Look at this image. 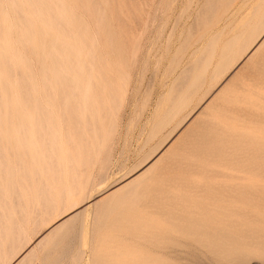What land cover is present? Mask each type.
<instances>
[{
    "label": "rangeland",
    "instance_id": "rangeland-1",
    "mask_svg": "<svg viewBox=\"0 0 264 264\" xmlns=\"http://www.w3.org/2000/svg\"><path fill=\"white\" fill-rule=\"evenodd\" d=\"M11 1L13 5V0ZM59 1L62 2V0H53L56 8H59L58 10H56L57 17H52L51 14H49L50 11L48 12L47 9H43L42 11L46 14V17L45 20L41 21L37 17L33 18V13L32 15H30L32 10L29 9L33 8V0H30V2L29 0H19L18 6L26 16L29 15L27 17L28 21L26 20L27 22H22L19 20H15L16 12L14 13V5L12 8L10 7V3L8 4L9 0H6V3H3L5 1L0 0V6H3V8H1L2 10H0V44L2 43L0 48L1 50L4 49L6 53L4 50L0 51L2 52V54H6V56L4 54L3 55L10 59L9 61L11 64L9 68L6 67V65L3 63L4 59L0 57V81L2 82V80H7L5 82H2L3 88L0 82V92H2L0 93V113L3 116L2 118L0 114V120L2 119L0 121L1 127L3 123V127H0V132L2 133V135L0 133V145L2 146V148L0 146V164L1 166H5L9 163L11 165H8L9 169L7 168V165L5 169L4 166L0 167L1 264L18 263L20 257L28 249H31V246H34L35 248H33L36 249L34 254L36 255V257L33 256L32 258L35 259H32V261L30 259L28 261V263L30 264H108L109 255L111 254V252H113V250H115L118 254L125 251L124 253H122V258L123 256L127 257L126 251H128L130 248L134 252H137L138 250L140 252H144L147 248L156 247L157 251V247L163 246V244L166 242V237H175L174 239L180 238L182 242H185L186 240H183L185 238L181 237L179 233L167 231L170 230L169 223L183 220L187 216L192 217L197 215V213L202 210L201 207L207 203H209L207 205L212 206L216 203L215 209L217 210L221 209L222 207L233 206L240 211L241 214L239 217L235 235L233 236L234 239L231 238L227 240L226 244L220 245L221 248L219 247L217 251H215L214 249H201L199 251L198 249H194L187 256L182 255L179 251H175V253L173 252L170 257L166 256V258L171 260L173 264H264V186L262 185L264 184V119H262L264 118V84L257 80L259 78V75L262 73L261 70L264 69V66L257 71V68L252 64H255V62H257L258 60H264V0H111L112 6L110 5V0H96V4L95 2H93V0H77L76 2H80L82 5L81 9L79 7L80 5L78 6V3H75L74 0H71L73 5L75 3L73 7L71 5V2L68 3L70 0H63L65 3L67 2L66 4L68 6V11H63V9L60 8ZM99 1L101 3H99ZM24 2L27 6L29 4L28 7L30 8L27 9L28 7H26V9L29 10L30 13L28 11H25ZM36 2L38 1L36 0ZM92 2L93 4H91ZM117 2H121L119 3V6ZM101 4L103 5V9L100 8ZM70 5L71 7H69ZM93 5H95V11L94 8H92ZM107 5L111 6L112 9H109L110 7H108ZM7 7L9 10H11L12 8L14 11H9ZM77 7L79 8V11L75 10L78 9ZM105 7L106 9H108L106 10ZM87 8H90L87 10V13L88 11L90 12L88 14L90 16L86 14L85 10ZM119 8H121L123 11ZM4 9H6L5 13L7 12L5 14L6 19L3 17ZM115 9L120 14L116 12ZM34 10L35 9L33 8V11ZM75 11L80 12L82 15L79 13L77 15V12ZM9 12H12L13 14H10ZM93 13L95 15H93ZM96 14H98V16ZM76 15L77 17L80 15V17H78L77 19ZM105 15H107V19L109 18L108 20L110 22L106 21L107 19H104L102 17H105ZM119 15H123L122 17L125 20L124 22L122 17H119ZM73 16H75V18ZM69 17H71L72 20H70ZM118 17L121 19L119 20ZM55 18L63 19L65 21L64 26L61 28H55ZM79 18H82L81 21L79 20ZM99 19H103V21H105L102 22V20L100 21ZM74 20L76 21V23ZM5 21L7 22V28L5 25ZM44 21L46 22V24H49L46 26ZM11 22L14 24H12ZM36 22H39V26H41L45 30L44 33V30L42 28L38 29L39 26H37ZM107 22H109L110 26H108ZM90 23H92L93 26L90 25ZM75 24H77L78 26H75ZM79 24H82V27L88 24L87 26L90 29H87L85 27V29H83L81 26H79ZM20 25L23 27H19ZM101 27L103 28L100 29ZM93 28L97 29V31ZM107 28H110V31L113 30L114 34L113 32L107 33L109 32L107 31ZM7 29H9V31H7ZM76 29L78 31H76ZM82 29L85 31H83ZM86 29L89 30V33ZM38 30L39 32H36ZM47 30H50L54 33L53 38L48 37L50 35L46 37V35L49 33L47 32ZM18 31L20 32L18 33ZM7 32H10V34ZM93 32L95 33V35ZM27 33L29 35H27ZM85 33H88V36ZM106 33L109 35H107ZM4 34L6 36H4ZM10 35L14 36V38ZM4 37H8L6 41H9V46H7L8 42H4ZM25 37L26 39H28L26 40ZM38 37L40 38V40L38 39ZM22 39L25 42H23ZM87 39L90 40L88 41ZM113 39L114 43H112ZM35 41H37V43H35ZM72 41H74V43H72ZM260 41L261 45L259 46L258 44ZM23 43L25 45V50L22 47L24 46L22 45ZM68 44L74 49V51L76 49L75 52L78 53L79 64H84L91 68V78H89V73L87 72H78L79 74L75 73V75L69 72L71 71L73 62H70L72 64L67 62V58H64V53L61 49L64 45ZM80 44L82 45V47L80 46ZM256 45L257 50L255 51V53L253 52V55H248L251 49L253 47H256ZM40 46H42V48ZM12 47L14 50L16 49V51H13ZM27 47H29V50H27ZM55 48H57V50ZM39 50L44 52L43 54L45 56L42 55V52ZM27 51H29V53ZM98 51L99 54L95 56ZM8 53L10 54L8 55ZM22 54L26 56H23ZM13 55H17V57L23 59L22 64L26 66L28 70H25L26 68L24 67V70H22L21 66L23 65L20 64L21 59L19 58V60L15 56L13 57ZM51 55L53 57H51ZM109 55H111V57ZM37 56L40 59L36 58ZM49 56L51 57V59ZM124 56H127V58H125ZM25 57L27 59H25ZM43 57H45L44 59L46 60V62L45 60H43ZM11 59H14V61L16 60V63ZM89 60L91 62H89ZM252 60H255V62ZM101 63L104 65L102 66ZM3 64L5 65V68ZM45 64L46 67H44ZM17 66L19 67L18 69L20 70V72L16 70ZM6 68H8V70ZM44 68L46 71L44 70ZM188 68H191L190 72ZM41 69H43L44 71L42 70L41 72ZM106 70H108L109 72ZM121 70L123 71V73ZM186 70H188V72ZM23 71L24 74L27 71L26 75L24 76ZM18 72L20 73L21 77L18 75ZM59 73L63 74V77H60ZM11 74L15 75L13 76ZM249 74L252 75V77ZM52 75L55 79L52 77ZM190 75L191 77L189 78ZM261 75L262 77H264L263 74ZM186 76H188V78ZM253 76H255L254 78L256 80L253 78ZM61 78H73V80L77 81L76 83H79L80 88L81 86H85L86 93L88 92L87 94L89 95V102L94 106L87 102V95L79 96L77 94L74 95L73 92L66 93L65 91H62L60 84ZM186 78L187 83L185 82ZM35 81L37 84L35 83ZM98 81L101 83L103 82L102 85ZM6 82L9 85V88H7L8 86L7 84H5ZM179 82L181 84H179ZM253 82L255 84H253ZM4 85L6 86L4 87ZM28 85L30 86L28 87ZM37 85L40 89L37 88ZM110 86H112L113 88ZM103 87L105 88V90ZM9 89L11 90V92H9ZM5 91L8 92V95L10 93V95L7 96V93H5ZM216 91L217 94L215 93L213 97L211 96V94L209 95V93ZM43 92L45 95H43ZM179 92L181 93L180 95L178 94ZM243 92H249L252 96L244 95ZM20 93L23 95H21ZM36 93H38V95H36ZM19 94L20 96L18 97ZM35 97H40L43 102V106H41L42 104L40 99L36 98L38 102H35ZM47 97L49 98V100ZM4 99L6 101H4ZM21 99L26 102L22 100V103ZM68 100L71 102V104L76 105V109H74V111L72 108L67 109ZM242 100L244 103L247 102L246 108L248 110L252 108L250 112H253L254 110L255 113L259 115V117L258 115H252L251 113H249V116L248 114L243 117L239 115V108L241 106H239L238 103H240V101ZM260 100L262 101V103L260 102ZM15 101L19 102H16L15 104ZM33 101L37 104H34ZM11 102L13 103V105L10 104ZM20 102V112L22 114L23 121H21V119H19L17 115L19 111L17 112L10 109V105H12V109H17ZM45 102H48L49 104ZM51 102L54 104V106ZM255 103H257V105ZM86 104L91 105L93 109L92 113H89V111L86 109ZM36 106L38 108H36ZM250 106L251 108L249 109ZM21 107L23 109H21ZM33 110L35 113L38 112L37 115H35ZM7 111H10L15 115H11V113H7ZM48 113L50 114V116H48ZM102 113L104 115H102ZM46 115L48 117H51V120ZM226 115H231L236 118L241 117L242 120H230L226 118ZM52 116L54 119L52 118ZM72 116L74 119H72ZM96 116L98 119H96ZM8 117L10 119L13 118V120L11 119V122H13V124L8 121ZM215 117L220 118L222 121ZM4 118L5 120H3ZM34 119L36 122L34 121ZM87 119L88 121H90V126L87 123ZM190 119L193 121L195 119V121L197 122H193L194 124H192L191 126L193 128L198 127V125H200V122L207 121V129L209 130L211 129L212 131H214V127H222L223 129L227 130V133L221 134L217 139L215 138L213 140V143H215L218 148H223L225 149V151H216L214 153H210L198 150V147H193V145L190 144L189 147L192 146L193 150L195 149L194 152L186 153L184 151L180 152L181 155H178V147L182 146L185 139L186 142H189V140L187 139L189 138V133L187 134L189 130L186 133L182 132L185 130V127L189 125L188 123L191 121ZM28 120L31 122H28ZM64 120L65 122H63ZM79 120H81L82 122L80 123ZM223 122H226L227 125H225V123ZM27 123L31 124L29 125ZM16 124L19 126H17ZM45 124L47 126V135L46 138L40 139L37 136V130L39 126H45ZM239 124H243V126L246 125V128H244L245 126H242L243 128H238ZM28 125L30 127H27ZM91 126L93 129L91 128ZM97 126L99 128H103L99 129ZM234 128L238 130V133L244 134L245 137L243 138L232 136V134L235 132H233ZM11 129H14V131L12 132ZM17 129L19 130V132ZM79 130L86 134L78 132ZM8 131L10 136L8 134ZM48 131L51 132V137L48 134ZM14 132L15 134H13ZM75 132L77 133L75 134ZM26 133H28L29 135ZM82 134L87 139L83 137ZM184 134L185 138L183 139ZM25 135H28L29 138L28 136L26 138ZM31 135L33 137H30ZM99 136L101 137L99 138ZM180 136H182V139L180 138ZM9 137L10 139H13L10 140V142ZM178 138L183 141H179ZM197 138L203 139L204 135L197 136ZM14 140L17 141V144H15L16 142ZM26 142L29 147L27 146ZM88 143L90 145H88ZM195 143H197L196 139ZM10 144L11 146H13V148L10 147ZM14 144L17 145L18 148H14ZM45 145L47 146L45 147ZM69 145L73 147L71 148ZM23 146H25L26 148H24ZM53 147H55L58 153ZM58 147L61 151L60 153L57 149ZM18 149L20 152H17L18 154H16V151H18ZM22 149L23 151H21ZM25 149H27V151L29 152L27 153ZM70 149H72L73 151L71 150V152ZM33 151H35V153ZM85 151L86 155L84 156ZM55 153L57 155H55ZM155 153H157L156 155L158 156H153ZM159 153H161L162 156ZM174 153L176 157L178 155L179 163L177 162L172 167H168L169 169L166 167V169L163 170L162 168L163 166L165 167L167 165L169 157L175 156ZM10 154L12 156L13 154L15 155L14 157H12ZM24 154L29 155L26 157ZM45 154L48 155L47 158L45 157ZM69 154H71L70 156H72L71 158L75 161V163L74 161L72 162ZM187 154L190 156L188 157ZM202 154L204 155L202 156ZM19 155L21 156L19 157ZM42 155H44V158ZM73 155H76L78 157L74 158ZM167 155L169 156L167 157ZM9 156H11L12 158ZM17 156L19 157V159H17ZM40 156L43 162L41 161ZM164 156H166L167 159L164 158ZM32 157H34L35 160ZM85 157L87 159H85ZM150 157L154 158H151L150 161ZM59 158L61 160H59ZM21 159H23V161ZM154 159H156V161ZM160 159L163 161H160ZM36 160H38L39 162ZM44 160L46 162H44ZM157 161L158 163L160 162V164H158ZM23 162H27L26 166H28V171L31 175L28 176V178H26V176L24 175L23 177L25 178H23L22 176L20 177V175L26 174L23 171V166L21 167V163ZM32 162L33 166L44 165L49 168L48 170L46 169L48 173L45 170V172L43 171L42 177H44L41 179V182L35 181L39 179H36L37 176L33 172V166H30ZM50 163V166H52V168L49 166ZM73 163L75 164V166ZM189 163L192 164L190 165ZM63 164L66 168L63 167ZM152 164L153 166H156L153 167ZM70 165H72V167H70ZM159 165H163L162 168H158L157 166ZM217 166L220 168H218ZM243 166L247 168V172L242 171ZM13 167L14 170L12 169ZM174 167L175 169H173ZM62 168L64 172L62 171ZM176 168L178 169V171H176ZM58 169H60L61 173L57 171ZM149 169L150 171H148ZM158 169L160 172L156 173L158 172ZM194 169L196 170L194 171ZM9 170H13L11 173L16 171L15 174H18L16 175L17 179L15 178L16 176L12 177L13 175H9ZM215 170H217L218 173ZM19 173L21 174L19 175ZM57 174L59 175V177ZM230 174L243 176L245 177L246 181H250L253 183L249 185L245 182L240 183L237 180H229L228 176ZM8 175L11 178L8 177ZM34 176L36 178H34ZM47 176H49V179L47 178ZM55 176L57 177V182H55ZM149 176H151L152 178H150ZM184 177L187 178L184 179ZM7 178L11 179V182H14V185L11 184V182H6L8 181ZM13 179L14 181H12ZM20 179H22V181L26 185H24ZM43 179L46 183L43 184H45V186L47 187L49 186L48 188L50 191H47L48 188H45L40 192V188L42 187H40V185ZM15 180L17 184H15ZM17 180L20 182H18ZM50 180L53 181V183ZM32 181L34 184L31 183ZM138 181L139 183L143 181L144 182L139 184ZM219 181L220 184L218 183ZM133 182L135 185L139 184L137 185L138 187H135ZM180 182H182V184ZM227 182L228 184H233L235 186L233 187L234 189L231 190L233 201L226 200V196L230 191L225 190L222 193L218 192V189H223ZM50 183H52L53 185ZM62 183L64 184L63 187L65 188L62 187ZM183 183L185 184L183 185ZM37 184H40L39 187ZM10 185H12V187H10ZM15 185L16 187H13ZM58 185L60 186V188ZM239 185L240 187L238 188ZM17 186L19 187V189L17 188ZM55 186L57 187L55 188ZM25 187L28 188V192L26 190L27 188ZM30 187H32V189ZM109 187H112V190L114 191L112 195H99ZM132 187L134 189V192L133 189H130ZM160 187L161 189L163 188L162 191L160 190ZM248 187L252 188V190L247 192ZM126 188L130 189L133 192L134 196ZM14 189H18L19 192L17 190V193H15ZM58 189L60 190V192ZM63 189L65 190V192L62 191ZM156 189L157 191H155ZM125 191H129L130 194H127ZM139 191H141L142 193ZM47 192L50 193L49 197L53 195L50 199L46 198ZM54 192L56 193V196L54 195ZM116 192L117 195H115ZM123 192H125V195H128L130 199H134L135 197L137 201L133 202L132 199L130 201L129 197H126L124 195L126 197L125 198L123 196ZM39 193L41 194V196ZM176 193H179L180 195H177ZM119 194H122L121 196L124 197V202L121 201L118 203V201H116L120 198ZM181 194H183V196ZM14 197L15 199L17 198L16 200L18 201L17 207L15 204L17 201L15 202ZM115 197L118 199H115ZM137 197L141 198L142 200ZM184 197L188 199H185ZM190 197H192L191 200H189ZM92 198L95 199L90 203V200ZM20 199L23 200H21L22 203ZM45 199H48L49 201L47 200V202ZM149 199L151 200V202H149ZM249 200L250 202H248ZM113 201H115V203ZM41 202H46V205L44 204L43 206ZM47 203H49V207H47ZM20 205L23 208H21ZM19 208L23 211L21 210V212ZM157 208H161V210ZM16 209L20 212H16ZM20 214L21 218L23 217L25 225H19L20 223H23L22 219L19 220ZM38 214H40L39 216H37L39 219L36 217V215ZM179 215H183L185 217L183 218L182 216H180V218L177 219ZM13 216L16 217V219L18 220L17 222L19 223L16 222L15 218H12ZM165 219L167 220L166 222ZM18 225L21 226V228H19V230H17L16 232L14 229ZM53 228L55 232H53ZM21 229L24 230L23 233ZM50 234L52 235L50 236ZM4 235H6V237ZM42 236L47 237L45 240L46 242L44 241L45 244L42 242L44 244V246L43 244H41L43 247L41 245L38 247L39 239H41ZM128 236H132L134 240H127ZM24 237L27 238V240H25ZM10 243L13 246L10 245ZM121 243H123L124 247ZM160 243H162V245H160ZM15 244L18 245L16 246ZM125 244L132 245H130V248L127 245V248ZM142 244H145L147 246H143ZM115 245H117V248L115 247ZM195 245L197 247V244ZM7 248L10 251H8Z\"/></svg>",
    "mask_w": 264,
    "mask_h": 264
},
{
    "label": "bare ground",
    "instance_id": "bare-ground-1",
    "mask_svg": "<svg viewBox=\"0 0 264 264\" xmlns=\"http://www.w3.org/2000/svg\"><path fill=\"white\" fill-rule=\"evenodd\" d=\"M3 1H5V2H3V3H6V0H3ZM26 1V0H25ZM28 1V0H27ZM38 2H36V0L34 1L33 0V2L32 3H34V4H32L33 5V8L35 9L34 11H33V8L32 9H29L30 7H28L29 6V4H28V6L27 5H25V2H24V5H25V11H28L29 13H30V11L29 10H32L31 11V14L30 15H32V13H33V18H39L41 21L42 20H45V17H46V14L45 13H43V9L44 10H46L47 9V11L49 12L50 11V13L49 14H51V16L53 17H57L56 16V10H58L57 8H56V5L53 3V0H37ZM75 1V3H78V2H76L77 0H74ZM82 1V0H81ZM88 1V0H87ZM108 1V0H107ZM116 1V0H115ZM118 1V0H117ZM12 1L11 0H9V2H8V4L10 3V7H12L13 8V5H14V10L11 8V10H13L14 11V13L16 12V17H15V20H19V21H22V22H27L28 20H27V17L29 16L28 14V16H26L23 12H22V10H21V8L18 6L19 5V0H13V5H12V3H11ZM29 2H30V0H29ZM60 2V1H59ZM71 2V0L68 2V3H70ZM93 2H95V4H96V0L94 1L93 0ZM93 2L91 3V4H93ZM20 3H21V1H20ZM22 3H23V1H22ZM28 3V2H27ZM26 3V4H27ZM67 3V2H66ZM63 0H62V2H60L59 4H60V8L61 9H63V11L65 10V11H68V6H67V4H66ZM72 3V2H71ZM75 3H74V5H75ZM99 3H101L100 1H99ZM98 3V4H99ZM118 3V2H117ZM119 3H121V2H119ZM119 3H118V6H119ZM128 3V2H127ZM7 4V5H8ZM86 4V3H85ZM89 4V3H88ZM104 4V3H103ZM136 4V3H135ZM4 5V4H3ZM6 5V4H5ZM72 5V7L74 6L73 5V3L71 4ZM71 5L69 6V7H71ZM80 5V6H79ZM100 5V4H99ZM109 5V4H108ZM107 5V6H108ZM110 5L112 6V4H111V0H110ZM129 5V4H128ZM2 6V5H1ZM0 6V10H2L1 8H3V6L1 7ZM41 6V7H40ZM78 6L80 7V9H81V7H82V5H81V3L79 2L78 3ZM95 5H93L92 6V8H94V11H95V7H94ZM103 5L101 4V9H103V7H102ZM111 6H108V7H110L109 9H112V7ZM117 6V5H116ZM123 6V5H122ZM9 7V6H8ZM8 7H7V9H8ZM26 7H28L27 9H29V10H27L26 9ZM32 7V6H31ZM84 7V6H83ZM91 7V6H90ZM98 7V6H97ZM6 8V7H5ZM78 8V7H77ZM85 8V7H84ZM88 9H90V8H87L85 11H86V14L88 15L90 12L88 11V13H87V10ZM105 9H106V7H105ZM108 9V8H107ZM106 9V10H107ZM116 9H117V7H116ZM116 9H115V11H116ZM120 10H122L121 8H119ZM9 10V9H8ZM7 10V11H8ZM11 10H9V11H11ZM75 10H77V11H79V8L78 9H75ZM84 10V9H83ZM97 10V9H96ZM4 11V18H5V14L7 13H5V11H6V9H4L3 10ZM3 11H1V12H3ZM72 11V10H71ZM77 11H75V12H77ZM84 11V12H85ZM92 11V10H91ZM100 11V10H99ZM123 11V10H122ZM59 12V11H58ZM62 12V11H61ZM73 12V11H72ZM82 12V11H81ZM116 12H118V11H116ZM10 14L12 13V12H9ZM63 13V12H62ZM74 13V12H73ZM78 13L79 14H81L80 12H77L76 14L78 15ZM97 13V12H96ZM103 13V12H102ZM119 13V12H118ZM13 14V13H12ZM59 14V13H58ZM64 14V13H63ZM68 14H69V12H68ZM67 14V15H68ZM85 14V15H86ZM107 14V13H106ZM120 14V13H119ZM212 14V13H211ZM0 15H1V13H0ZM77 15H76V17H77ZM82 15V14H81ZM84 15V16H85ZM93 15H95L94 13H93ZM97 16H98V14H96ZM100 15V14H99ZM116 15H117V13H116ZM11 16V15H10ZM14 16H15V14H14ZM35 16V17H34ZM72 16V15H71ZM88 16H90V15H88ZM123 16V15H122ZM122 16H120L119 15V17H122ZM139 16V15H138ZM1 17V16H0ZM7 17V16H6ZM74 18H75V16H73ZM78 17H80V15L78 16ZM78 17H77V19H78ZM83 17V16H82ZM99 17H101V16H99ZM104 19H107V15H105V17L104 16H102ZM109 17V16H108ZM118 17V19L120 20L121 18H119ZM136 17V16H135ZM140 17V16H139ZM13 18V17H12ZM63 18V17H62ZM84 18V17H83ZM141 18V17H140ZM6 19V18H5ZM30 19V18H29ZM56 19V18H55ZM67 19V18H66ZM65 19V20H66ZM69 19L70 20H72L71 19V17H69ZM77 19H75V20H77ZM81 19L82 18H79V20L81 21ZM85 19V18H84ZM92 19V18H91ZM98 19V18H97ZM109 19V18H108ZM106 20V21H109V20ZM122 19H123V17H122ZM14 20V21H15ZM27 20V21H26ZM74 20V21H75ZM88 20V19H87ZM100 20V19H99ZM102 20V22H104L103 21V19H101ZM100 20V21H101ZM1 21V20H0ZM80 21H78V22H80ZM122 21V20H121ZM125 20L123 19V22H124ZM140 21V20H139ZM138 21V22H139ZM10 22V21H9ZM8 22V23H9ZM45 22V21H44ZM54 22V21H53ZM65 21L63 20V19H61V18H59V19H56V23H55V25H54V27L55 28H61V27H63L64 26V23ZM71 22H73V21H71ZM78 22H77V24H78ZM87 22V21H86ZM86 22H83V23H86ZM89 22V21H88ZM94 22V21H93ZM110 22V21H109ZM109 22H107V24H108V26H110L109 25ZM117 22H118V20H117ZM6 21H5V25H6ZM12 23V22H11ZM16 23H17V21H16ZM37 23V22H36ZM75 23H76V21H75ZM82 23V22H81ZM126 23V22H125ZM124 23V24H125ZM12 24H14V23H12ZM24 24V23H23ZM45 24H46V22H45ZM49 24V23H48ZM48 24H46V26L48 25ZM73 24V23H72ZM77 24H75V26L77 25ZM89 24V23H88ZM87 24V25H88ZM107 24H105V25H107ZM117 24V23H116ZM127 24V23H126ZM86 25V24H85ZM84 26L85 28H87V29H90L88 26ZM90 25H92L93 26V24L92 23H90ZM129 25V24H128ZM9 26V25H8ZM13 26V25H12ZM35 26V25H34ZM37 26H39V22L37 23ZM45 26V27H46ZM71 26H73V25H71ZM78 26V25H77ZM79 26H83L82 24H79ZM92 26H90V27H92ZM103 26V25H102ZM123 26V25H122ZM5 27V26H4ZM14 27V26H13ZM16 27V26H15ZM19 27H23V26H19ZM84 27H82L83 29H85ZM115 27V26H114ZM6 28H7V25H6ZM30 28H31V26H30ZM39 28H42L41 26H39L38 27V29ZM47 28H49V27H47ZM70 28V27H69ZM103 27H101L100 29H102ZM4 29V28H3ZM10 29H14V28H10ZM17 29V28H16ZM28 29V28H27ZM37 29V28H36ZM43 29V28H42ZM74 29V28H73ZM82 29V30H83ZM86 29V30H87ZM92 29V28H91ZM93 29H95V28H93ZM99 29V30H100ZM110 28H107V31H109V32H107V33H111V32H113V30L112 31H110L109 30ZM5 30V29H4ZM19 30V29H18ZM30 30V29H29ZM44 30V29H43ZM78 30H79V28H78ZM77 29H76V31H78ZM81 30V31H82ZM96 31H97V29H95ZM7 31H9V29H7ZM13 31V30H12ZM11 31V32H12ZM61 31V30H60ZM74 31V30H73ZM83 31H85V30H83ZM88 31V33H89V30H87ZM129 31V30H128ZM20 31H18V33H19ZM36 32H39V30L38 31H36ZM45 32V30L43 31V33ZM47 32H49L47 35H46V37L48 36V35H50V36H48V37H52L53 38V36H54V33L52 32V31H48L47 30ZM69 32V31H68ZM75 32V31H74ZM73 32V33H74ZM7 33H9L10 34V32H7ZM23 33V32H22ZM26 33V32H25ZM88 33H85V34H87V36H88ZM94 33V32H93ZM101 33V32H100ZM106 33V34H107ZM5 34H6V31H5ZM4 34V36H6ZM21 34V33H20ZM104 34H105V32H104ZM113 34H114V32H113ZM1 35V34H0ZM14 35V34H13ZM17 35V34H16ZM25 35V34H24ZM27 35H29L28 33H27ZM26 35V36H27ZM38 35H41V34H38ZM44 35V34H43ZM58 35V34H57ZM60 35V34H59ZM69 35V34H68ZM79 35V34H78ZM94 35H95V33H94ZM102 35V34H101ZM107 35H109V34H107ZM117 35V34H116ZM136 35V34H135ZM8 36V35H7ZM11 37H13L14 38V36H12V35H10ZM18 36V35H17ZM45 36V35H44ZM43 36V37H44ZM76 36V35H75ZM129 36V35H128ZM72 37V36H71ZM5 38V37H4ZM8 38V37H7ZM7 38H5V43L6 42H8V45L7 46H9V41H6V39ZM13 38H12V40H13ZM17 38V37H16ZM35 38V37H34ZM33 38V39H34ZM45 38V37H44ZM43 38V39H44ZM58 38V37H57ZM79 38H80V36H79ZM97 38V37H96ZM95 38V39H96ZM111 38H113V37H111ZM110 38V39H111ZM263 38V37H262ZM1 39H3V38H1ZM11 39V38H10ZM24 39V38H23ZM23 39H22V41H23ZM25 39H26V37H25ZM28 39V38H27ZM26 39V40H27ZM38 39L40 40V38L38 37ZM50 39V38H49ZM59 39V38H58ZM73 39V38H72ZM121 39V38H120ZM11 40V41H12ZM15 40V39H14ZM37 40V39H36ZM66 40V39H65ZM74 40V39H73ZM88 41L90 40V39H87ZM123 40V39H122ZM2 41V40H1ZM18 41V40H17ZM20 41V40H19ZM29 41V40H28ZM38 41V40H37ZM37 41H35V43H37ZM78 41V40H77ZM15 42V41H14ZM23 42H25V41H23ZM51 42H52V40H51ZM50 42V43H51ZM62 42V41H61ZM69 42H70V40H69ZM262 42H263V39H262ZM26 43H27V41H26ZM33 43V42H32ZM43 43V42H42ZM72 43H74V41H72ZM91 43V42H90ZM112 43H114V39H113V42ZM261 43V41L259 42V46L261 45L260 44ZM264 43V42H263ZM2 44V43H1ZM1 44H0V47H1ZM11 44H13V43H11ZM39 44H40V42H39ZM44 44V43H43ZM52 44H54V43H52ZM59 44V43H58ZM57 44V45H58ZM62 44V43H61ZM79 44V43H78ZM133 44V43H132ZM17 45V44H16ZM22 45H24V43L22 44ZM38 45V44H37ZM60 45V44H59ZM77 45V44H76ZM119 45V44H118ZM121 45V44H120ZM124 45V44H123ZM129 45V44H128ZM14 46V45H13ZM26 46H28V45H26ZM39 46V45H38ZM37 46V47H38ZM54 46V45H53ZM74 46V45H73ZM80 46L82 47V45L80 44ZM90 46H92V45H90ZM95 46V45H94ZM99 46H100V43H99ZM98 46V47H99ZM115 46V45H114ZM255 46V45H254ZM23 48L25 47V45L24 46H22ZM41 48H42V46H40ZM60 47V46H59ZM76 47V46H75ZM5 48H6V46H5ZM15 48V47H14ZM21 48V47H20ZM35 48H36V46H35ZM46 48H47V46H46ZM46 48H45V50H46ZM50 48V47H49ZM84 48V47H83ZM116 48V47H115ZM254 48V49H253ZM252 49H251V51H250V53L248 54V55H253L254 53H255V51L257 50L256 48H257V45H256V47H253ZM9 49H10V47H9ZM12 49H13V47H12ZM18 49V48H17ZM51 49H52V47H51ZM56 50H57V48H55ZM62 51H63V55H64V58H67V62L68 63H70L71 61L73 62V64L72 63H70V64H72V67H71V71H69V72H71V73H73L74 75H75V73H84V72H87V73H89V78H91V76H92V73H91V68L89 67V66H87V65H84V64H79V61H78V59H79V57H78V53L77 52H75L76 51V49H75V51H74V49L68 44V45H64L62 48ZM0 50H1V48H0ZM2 50H4V49H2ZM1 50V51H2ZM8 50V49H7ZM23 50V49H22ZM24 50H25V48H24ZM27 50H29V47H27ZM44 50V51H45ZM0 51V55H2V56H0V57H2L3 59H4V61L3 60H1V61H3V63L6 65V67H10L11 66V64H10V59H8L7 57H5L6 56V54H2V52ZM5 51V50H4ZM13 51H16V49L14 50L13 49ZM38 51V50H37ZM39 51H41V50H39ZM52 51H53V49H52ZM51 51V52H52ZM84 51V50H83ZM87 51V50H86ZM104 51V50H103ZM102 51V52H103ZM112 51V50H111ZM119 51H122V50H119ZM10 52V51H9ZM28 53H29V51H27ZM26 52V53H27ZM42 52V51H41ZM80 52V51H79ZM92 52V51H91ZM249 52V51H248ZM254 52V53H253ZM5 53H6V51H5ZM13 53V52H12ZM15 53V52H14ZM44 52H42V55H44L43 54ZM47 53V52H46ZM53 53H54V51H53ZM61 53V52H60ZM258 53V52H257ZM256 53V54H257ZM10 53H8V55H9ZM39 54V53H38ZM49 54V53H48ZM59 54V53H58ZM99 54V51H98V53L95 55V56H97ZM109 54V53H108ZM7 55V56H8ZM23 56H26V55H24V54H22ZM32 55V54H31ZM127 55V54H126ZM264 55V54H263ZM262 55V56H263ZM15 55H13V57H14ZM28 56V55H27ZM45 56V55H44ZM86 56V55H85ZM92 56V55H91ZM110 57H111V55H109ZM119 56V55H118ZM130 56V55H129ZM255 56V55H254ZM17 59H19L20 57H17V55L15 56ZM50 57V56H49ZM51 57H53L52 55H51ZM51 57H50V59H51ZM125 57V56H124ZM250 57H252V56H250ZM249 57V58H250ZM9 58H11V57H9ZM34 58V57H33ZM32 58V59H33ZM36 58H38V56L36 57ZM45 57H43V60H45L44 59ZM85 58V57H84ZM100 58V57H99ZM125 58H127V56L125 57ZM124 58V59H125ZM246 58V57H245ZM21 59V58H20ZM19 59V60H20ZM25 59H27L26 57H25ZM35 59V58H34ZM38 59H40V58H38ZM42 59V58H41ZM63 59V58H62ZM87 59H89V58H87ZM261 59V58H260ZM12 60V59H11ZM55 60V59H54ZM53 60V61H54ZM81 60H82V58H81ZM202 60V59H201ZM248 60V59H247ZM12 61H14V59L12 60ZM16 61V60H15ZM14 61V62H15ZM22 61H23V59H21V63L20 64H22ZM24 61H26V60H24ZM245 61V60H244ZM252 61H254L255 62V60H252ZM45 62H46V60H45ZM52 62V61H51ZM89 62H91L90 60H89ZM126 62H128V61H126ZM202 62V61H201ZM248 62V61H247ZM16 63V62H15ZM14 63V64H15ZM35 63V62H34ZM37 63V62H36ZM57 63V62H56ZM82 63V62H81ZM93 63V62H92ZM103 63H105V62H103ZM249 63V62H248ZM2 64V63H1ZM3 64V65H4ZM47 64V63H46ZM46 64H45V66L44 67H46ZM91 64V63H90ZM100 64V63H99ZM102 64V63H101ZM251 64V63H250ZM249 64V65H250ZM253 65H254V67H256L257 68V71H258V69H261V67H263L264 66V60H258L257 62H255V64L254 63H252ZM5 65H4V68H5ZM23 65V64H22ZM48 65V64H47ZM92 65V64H91ZM93 65H95V64H93ZM104 64H102V66H103ZM32 66V65H31ZM52 66V65H51ZM56 66H58V65H56ZM62 66V65H61ZM111 66V65H110ZM23 67L24 68H26V66H21V68H22V70H24L23 69ZM48 67V66H47ZM105 67V66H104ZM190 67V66H189ZM193 67V66H192ZM1 68H2V66H1ZM8 68H6L7 70H8ZM19 67L17 66V71H19L20 72V70L18 69ZM31 68V67H30ZM196 68V67H195ZM253 68V67H252ZM40 69V68H39ZM48 69H50V68H48ZM190 69L191 68H188V70H189V72H190ZM3 70V69H2ZM7 70H6V73H7ZM25 70H28L27 68L25 69ZM32 70V69H31ZM30 70V71H31ZM42 70L43 69H41L40 71L42 72ZM44 70H45V68H44ZM43 70V71H44ZM61 70V69H60ZM70 70V69H69ZM80 70H81V72H80ZM104 70H105V68H104ZM188 70H186L187 72H188ZM193 70V69H192ZM192 70H191V72H192ZM35 71H36V68H35ZM34 71V72H35ZM46 71V70H45ZM106 71H108V70H106ZM122 71V70H121ZM260 71V70H259ZM264 69H262L261 70V74H263L264 75ZM4 72H5V70H4ZM18 72V75L20 76V73ZM27 72V71H26ZM26 72H25V74H24V71H23V76L24 75H26ZM50 72V71H49ZM97 72V71H96ZM109 72V71H108ZM107 72V73H108ZM118 72V71H117ZM186 72V73H187ZM11 73H14V72H11ZM63 73V72H62ZM65 73V72H64ZM78 73V74H79ZM122 73H123V71H122ZM5 74V73H4ZM15 74H17V73H15ZM14 74V75H15ZM77 74V75H78ZM247 74V73H246ZM245 74V75H246ZM252 74H254V73H252ZM259 75V78L257 79L259 82H262L263 84H264V77H262V75ZM11 75H13V74H11ZM13 75V76H14ZM18 75H17V77H18ZM187 75H189V74H187ZM250 75V74H249ZM4 76V75H3ZM3 76H1V77H3ZM41 76V75H40ZM42 76H44V75H42ZM59 76L60 77H63V74H60L59 73ZM69 76V75H68ZM184 76V75H183ZM199 76V75H198ZM251 77H252V75H250ZM5 77V76H4ZM16 77V76H15ZM21 77V76H20ZM26 77V76H25ZM28 77V76H27ZM34 77V76H33ZM52 77H53V75H52ZM99 77V76H98ZM182 77V76H181ZM187 78H188V76H186ZM191 77V75L189 76V78ZM244 77V76H243ZM249 77V76H248ZM255 76H253V78H254ZM12 78V77H11ZM14 78V77H13ZM35 78V77H34ZM42 78V77H41ZM54 78V77H53ZM187 78L185 79V82H186V80H187ZM245 78V77H244ZM17 79V78H16ZM45 79V78H44ZM55 79V78H54ZM76 79V78H75ZM97 79V78H96ZM255 79V78H254ZM10 80V79H9ZM256 80V79H255ZM5 81H7V80H2V82H5ZM26 81V80H25ZM49 81V80H48ZM52 81V80H51ZM94 81H95V79H94ZM1 82V81H0ZM1 82V86H2V88H3V83ZM11 82V81H10ZM13 82H14V80H13ZM19 82H20V80H19ZM24 82V81H23ZM31 82V81H30ZM30 82H29V84H30ZM33 82V81H32ZM45 82V81H44ZM54 82V81H53ZM77 81H75V80H73V78H61V80H60V84H61V90L62 91H65L66 93H70V92H73L74 93V95H79V96H86L87 95V97H88V101L87 102H89V95L86 93V87L85 86H81V88L79 87V83H76ZM99 82V81H98ZM182 82V81H181ZM189 82V81H188ZM12 83V82H11ZM25 83V82H24ZM35 83H36V81H35ZM95 83V82H94ZM101 85H102V83L101 82H99ZM108 83V82H107ZM183 83V82H182ZM187 83V82H186ZM5 84H7V82L5 83ZM37 84V83H36ZM98 84V83H97ZM179 84H181L180 82H179ZM184 84V83H183ZM253 84H255L254 82H253ZM259 84H261V83H259ZM14 85V84H13ZM21 85V84H20ZM99 85V84H98ZM239 85V84H238ZM237 85V86H238ZM0 86V87H1ZM6 85H4V87H5ZM7 88H9V85L7 84ZM23 86V85H22ZM30 85H28V87H29ZM34 86V85H33ZM100 86V85H99ZM177 86V85H176ZM185 86V85H184ZM183 86V87H184ZM248 86V85H247ZM11 87V86H10ZM14 87V86H13ZM12 87V88H13ZM110 87H112V86H110ZM127 87V86H126ZM240 87V86H239ZM6 88V89H7ZM37 88H38V85H37ZM104 88V87H103ZM113 88V87H112ZM254 88H255V85H254ZM264 88V87H263ZM5 89V88H4ZM11 89V88H10ZM9 89V90H10ZM29 89H31V88H29ZM38 89H40V88H38ZM43 89V88H42ZM185 89V88H184ZM8 90V91H9ZM22 90V89H21ZM34 90H35V88H34ZM80 90V91H79ZM101 90V89H100ZM104 90H105V88H104ZM29 91V90H28ZM211 91H213V90H211ZM9 92H11V90L9 91ZM13 92V91H12ZM23 92V91H22ZM42 92V91H41ZM116 92V91H115ZM0 93H2V92H0ZM5 93H7V96H9L10 95V93H9V95H8V92L7 91H5ZM19 93V92H18ZM46 93V92H45ZM54 93V92H53ZM93 93V92H92ZM95 93V92H94ZM107 93V92H106ZM215 93L217 94V91L216 92H212V93H209V95L211 94V96L213 97V95H215ZM244 93V95H251L249 92H243ZM21 94V93H20ZM20 94L18 95V97L20 96ZM52 94V93H51ZM108 94V93H107ZM179 95L181 94L180 92L178 93ZM12 95V94H11ZM21 95H23V94H21ZM36 95H38V93H36ZM36 95H34V96H36ZM43 95H45L44 94V92H43ZM94 95V94H93ZM178 95V96H179ZM193 95V94H192ZM259 95V94H258ZM13 96V95H12ZM100 96V95H99ZM208 96V95H207ZM252 96V95H251ZM1 97V96H0ZM3 97H4V94H3ZM24 97H25V95H24ZM30 97H31V95H30ZM30 97H28V98H30ZM41 97V96H40ZM40 97L39 98H37V97H35V99L37 98V99H40ZM103 97V96H102ZM209 97V96H208ZM211 97V98H212ZM250 97V96H249ZM12 98V97H11ZM27 98V99H28ZM44 98V97H43ZM48 98V97H47ZM64 98V97H63ZM99 98H101V97H99ZM233 98V97H232ZM254 98V97H253ZM7 99V98H6ZM33 99V98H32ZM37 99L35 100V102L37 101ZM239 99V98H238ZM23 99H21V101H22ZM31 100V99H30ZM41 100V99H40ZM48 100H49V98H48ZM4 101H6L5 99H4ZM24 101V100H23ZM23 101H22V103H23ZM32 101V100H31ZM217 101V100H216ZM16 102L18 103L19 101H15V104H16ZM24 102H26V101H24ZM34 102V101H33ZM34 102V104H37V103H35ZM38 102V101H37ZM57 102V101H56ZM213 102V101H212ZM255 102V101H254ZM260 102L262 103V101L260 100ZM7 103V102H6ZM43 102H42V100H41V104H42ZM45 103H48V102H45ZM52 103V102H51ZM67 103H68V108L67 109H69V108H72L73 109V111H74V109H76V105H73V104H71V102L68 100L67 101ZM90 103V102H89ZM246 103L247 102H243V100L242 101H240V103H238V105L239 106H241L239 109H240V114L239 115H241L242 117L243 116H245V115H247L248 114V116H249V113H251L252 115H258V114H256L255 113V111L253 110V112H250V110L252 109L251 108V106L249 107V109L250 110H248L247 108H246ZM1 104V103H0ZM10 104H12L13 105V103L11 102ZM20 104H21V102L19 103V105H18V107H19V109H18V107H17V109H15V108H13L12 109V105H10L11 106V110H15V111H21L20 110ZM49 104V103H48ZM53 104V103H52ZM91 104V103H90ZM86 104V109L89 111V113L91 112H93V109H92V107H91V105H93V104ZM209 104H210V102H209ZM214 104V103H213ZM219 104V103H218ZM221 104V103H220ZM256 105H257V103H255ZM25 105V104H24ZM45 105V104H44ZM227 105V104H226ZM9 106V105H8ZM22 106V105H21ZM26 106H27V104H26ZM25 106V107H26ZM30 106H32V105H30ZM41 106H43V104L41 105ZM41 106H40V108H41ZM46 106V105H45ZM53 106H54V104H53ZM94 106V105H93ZM211 106V105H210ZM218 106V105H217ZM235 106V105H234ZM245 106V107H244ZM63 107V106H62ZM61 107V108H62ZM66 107H67V105H66ZM115 107V106H114ZM236 107V106H235ZM28 108V107H27ZM35 108V107H34ZM36 108H38L37 106H36ZM103 108V107H102ZM232 108V107H231ZM21 109H23L22 107H21ZM33 109V108H32ZM63 109V108H62ZM84 109V108H83ZM216 109V108H215ZM233 109V108H232ZM238 109V108H237ZM8 110V109H7ZM10 110V111H11ZM24 110H26V109H24ZM23 110V111H24ZM31 110V109H30ZM50 110V109H49ZM105 110V109H104ZM203 110V109H202ZM234 110V109H233ZM8 112L7 111V113H11V112ZM38 111V110H37ZM47 111V110H46ZM45 111V112H46ZM58 111V110H57ZM63 111V110H62ZM65 111V110H64ZM72 111V112H73ZM107 111V110H106ZM238 111V110H237ZM13 112V111H12ZM18 112V117H19V119H21V121H23V117H22V114H21V112L19 113ZM33 112H34V110H33ZM41 112V111H40ZM102 112V111H101ZM230 112H231V110H230ZM23 113H25V112H23ZM35 113V112H34ZM38 113V112H37ZM37 113H35V115H37ZM42 113H44V112H42ZM68 113V112H67ZM88 113V112H87ZM103 113H105V112H103ZM102 113V115H104ZM264 113V112H263ZM263 113H262V116H263ZM1 114V113H0ZM13 113H11V115H12ZM45 114H47V113H45ZM49 114V113H48ZM54 114H55V112H54ZM53 114V115H54ZM215 114V113H214ZM214 114H212V115H214ZM3 115H4V113H3ZM13 115H15V114H13ZM16 115V116H17ZM25 115V114H24ZM39 115H41V114H39ZM106 115V114H105ZM261 115V114H260ZM1 116H2V114H1ZM16 116H15V118H16ZM28 116V115H27ZM26 116V117H27ZM47 116V115H46ZM48 116H50V114L48 115ZM47 116V117H48ZM64 116H65V113H64ZM88 116V115H87ZM219 116V115H218ZM248 116H246V117H248ZM9 117H10V115H9ZM8 117V121L10 122V123H12L13 124V122H11V119L13 120V118H9ZM21 117V118H20ZM35 117V116H34ZM42 117V116H41ZM90 117V116H89ZM106 117V116H105ZM221 117V116H220ZM258 117H259V115H258ZM2 118H3V116H2ZM6 118V117H5ZM5 118L3 119V120H5ZM28 118V117H27ZM30 118V117H29ZM48 118H50V120H51V117H48ZM52 118H53V116H52ZM215 118H217V119H219V120H221L220 118H218V117H215ZM226 118L227 119H230V120H233V119H235L236 121L237 120H239V121H241L242 119H241V117L240 118H236V117H233V116H231V115H226ZM10 119V120H9ZM40 119V118H39ZM45 119V118H44ZM54 119V118H53ZM71 119V118H70ZM72 119H74L73 118V116H72ZM94 119V118H93ZM96 119H98L97 118V116H96ZM198 119V118H197ZM262 119H264V118H262ZM2 120V119H1ZM0 120V121H1ZM17 120V119H16ZM37 120V119H36ZM48 120V119H47ZM57 120V119H56ZM66 120V119H65ZM65 120L63 121V122H65ZM191 120V119H190ZM255 120V119H254ZM7 121V120H6ZM5 121V122H6ZM19 121V120H18ZM18 121H17V124H18ZM20 121V122H21ZM34 121H35V119H34ZM43 121H45V120H43ZM80 121V123L82 122L81 120H79ZM104 121V120H103ZM106 121V120H105ZM222 121V120H221ZM249 121V120H248ZM27 122V121H26ZM28 122H31V121H29L28 120ZM36 122V121H35ZM51 122V121H50ZM56 122V121H55ZM68 122V121H67ZM107 122V121H106ZM184 122H186V121H184ZM189 122V121H188ZM191 122V123H190ZM188 124V126H186L185 127V130L182 132V133H186L188 130V132H187V134H188V137L189 138H187L188 140H189V142L187 143L186 142V139H185V141L183 142V144H182V146H179L178 147V155H181L180 154V152H186V153H192V152H194V150H193V148H192V146H190L189 147V145L190 144H192L193 145V147H198V150H202V151H205V152H210V153H214V152H216V151H220V152H224L225 151V149H223V148H218L217 146H216V144L215 143H213V140L216 138H218V136L219 135H221V134H225V133H227V130H225V129H223L222 127H214V131H212L211 129L209 130V129H207V126H208V124L205 122V121H203V122H200V125H198V127H191L192 126V124H194L196 121H195V119H194V121L193 120H191ZM194 122V123H193ZM247 122V121H246ZM253 122H255V121H253ZM2 123V122H1ZM87 123L89 124V126H90V121H88V119H87ZM86 123V124H87ZM104 123V122H103ZM197 123V122H196ZM223 123H225V125H227L226 124V122H223ZM4 124H6V123H4ZM9 124V123H8ZM16 124V125H17ZM22 124V123H21ZM26 124V123H25ZM27 124H31V123H27ZM55 124V123H54ZM65 124V123H64ZM73 124H74V122H73ZM235 124V123H234ZM27 126V127H30V126ZM36 125V124H35ZM39 125H40V121H39ZM44 125V124H43ZM52 125H53V123H52ZM66 125V124H65ZM64 125V126H65ZM98 125V124H97ZM100 125V124H99ZM182 125V124H181ZM233 125V124H232ZM241 124H239V126H238V128L239 127H241V128H243L244 126V128H246V125H244L243 126V124L240 126ZM10 126V125H9ZM17 126H19V125H17ZM38 126V125H37ZM36 126V127H37ZM58 126V125H57ZM76 126V125H75ZM81 126V125H80ZM101 126V125H100ZM185 126V125H184ZM211 126V125H210ZM228 126H229V124H228ZM235 126H237V125H235ZM243 126V127H242ZM248 126V125H247ZM0 127H1V125H0ZM2 127H3V123H2ZM1 127V128H2ZM22 127V126H21ZM46 124H45V126H39L38 127V130H37V136H38V138H46V135H47V132H46ZM77 127H79V126H77ZM88 127V126H87ZM98 127V126H97ZM252 127V126H251ZM50 128V127H49ZM71 128H72V126H71ZM91 128H92V126H91ZM99 128V127H98ZM100 128H103V127H100ZM99 128V129H100ZM210 128H212V127H210ZM233 128V127H232ZM248 128V127H247ZM261 128V127H260ZM8 129V128H7ZM29 129V128H28ZM75 129V128H74ZM93 129V128H92ZM183 129V128H182ZM250 129V128H249ZM18 130V129H17ZM26 130H27V128H26ZM34 130V129H33ZM33 130H32V132H33ZM87 130H88V128H87ZM91 130V129H90ZM89 130V131H90ZM103 130V129H102ZM242 130V129H241ZM244 130V129H243ZM251 130V129H250ZM11 131L13 132L14 131V129L12 130L11 129ZM65 131V130H64ZM72 131V130H71ZM235 131V132H234ZM247 131V130H246ZM255 131V130H254ZM264 131V130H263ZM18 132H19V130H18ZM21 132H23V131H21ZM50 131H48V134L50 135L51 134V132L49 133ZM56 132V131H55ZM78 132H81L80 130L78 131ZM233 134H232V136H234V137H245V135L244 134H241V133H238V130H236V128H234L233 129ZM1 133V132H0ZM25 133V132H24ZM36 133V132H35ZM69 133V132H68ZM77 132H75V134H76ZM81 133H84V132H81ZM80 133V134H81ZM90 133V132H89ZM256 133H257V131H256ZM255 133V134H256ZM8 134H9V131H8ZM13 134H15V132L13 133ZM18 134V133H17ZM26 134H28V133H26ZM57 134V133H56ZM73 134V133H72ZM84 134H86V133H84ZM91 134V133H90ZM98 134V133H97ZM100 134V133H99ZM186 134V135H187ZM259 134H262V133H259ZM1 135H2V133H1ZM29 135V134H28ZM27 135V136H28ZM48 135V136H49ZM52 135V134H51ZM51 135H50V137H51ZM180 135V134H179ZM182 135V134H181ZM204 135V138L203 139H201V138H197V136H203ZM264 135V134H263ZM9 136H10V134H9ZM27 136L25 135V137L27 138ZM82 136L83 137H85L83 134H82ZM183 136V135H182ZM182 136H180V138L182 137ZM196 136V137H195ZM13 137V136H12ZM11 137V138H12ZM19 137V136H18ZM30 137H33L32 135L30 136ZM49 137V138H50ZM54 137H55V135H54ZM101 136H99V138H100ZM28 138H29V136H28ZM35 138V137H34ZM48 138V137H47ZM67 138V137H66ZM80 138V137H79ZM86 138V137H85ZM84 138V139H85ZM185 138V134H184V137H183V139ZM1 139V138H0ZM3 139V138H2ZM24 139V138H23ZM31 139H33V138H31ZM37 139V138H36ZM87 139V138H86ZM85 139V140H86ZM182 139V138H181ZM181 139H179L178 138V140L180 141ZM195 139H196V142L197 143H195ZM10 140H13V139H10V137H9V142H10ZM16 140V139H15ZM14 140V141H15ZM47 140V139H46ZM50 140V139H49ZM52 140V139H51ZM167 141V140H166ZM165 141V142H166ZM181 141H183V140H181ZM8 142V143H9ZM12 142V141H11ZM16 143L15 144H17V141H15ZM29 142H30V139H29ZM34 142V141H33ZM53 142V141H52ZM58 142V141H57ZM178 142V141H177ZM195 143V144H193V143ZM2 143H3V141H2ZM7 143V144H8ZM14 143V142H13ZM21 143H23V142H21ZM20 143V144H21ZM37 143V142H36ZM54 143H55V140H54ZM86 143V142H85ZM89 143H90V140H89ZM88 143V145H90ZM251 143H253V142H251ZM1 144V143H0ZM14 144V145H15ZM26 144H27V142H26ZM39 144V143H38ZM41 144V143H40ZM46 144V143H45ZM247 144V143H246ZM56 145V144H55ZM73 145V144H72ZM162 145V144H161ZM172 145H174V144H172ZM239 145V144H238ZM242 145V144H241ZM244 145V144H243ZM1 146V145H0ZM5 146H6V142H5ZM16 146V147H15ZM14 146V148H18L17 147V145H15ZM22 146V145H21ZM27 146H28V144H27ZM43 146H44V144H43ZM47 145H45V147H46ZM70 146V145H69ZM102 146V145H101ZM171 146V145H170ZM9 147V146H8ZM10 147L11 148H13V146H11V144H10ZM9 147V148H10ZM24 148H26L25 146H23ZM29 147V146H28ZM35 147V146H34ZM71 147V146H70ZM73 147V146H72ZM71 147V148H72ZM89 147V146H88ZM1 148H2V146H1ZM4 148V147H3ZM7 148V147H6ZM5 148V149H6ZM22 148V147H21ZM23 148V149H24ZM39 148V147H38ZM48 148V147H47ZM54 149H55V147H53ZM161 148V147H160ZM4 149V150H5ZM23 149L21 150V151H23ZM49 149V148H48ZM58 150H59V147L57 148ZM75 149V148H74ZM171 149V148H170ZM9 150V149H8ZM26 151H27V149H25ZM25 150H24V152H25ZM34 150V149H33ZM44 150V149H43ZM46 150V149H45ZM52 150V149H51ZM56 150V149H55ZM72 149H70V151H71ZM86 150V149H85ZM161 150V149H160ZM73 151V150H72ZM71 151V152H72ZM162 151H163V149H162ZM165 151V150H164ZM257 151H259V150H257ZM14 152V151H13ZM17 152H20L19 151V149H18V151H16V154H18ZM29 151H27V153H28ZM34 153H35V151H33ZM56 152H57V150H56ZM61 151L59 150V153H60ZM70 152V153H71ZM6 153V152H5ZM9 153V152H8ZM11 153V152H10ZM38 153H39V151H38ZM42 153H43V151H42ZM58 153V152H57ZM76 153V152H75ZM82 153V152H81ZM164 153V152H163ZM168 153V152H167ZM232 153V152H231ZM264 153V152H263ZM12 154V153H11ZM10 154V155H11ZM20 154V153H19ZM47 154V153H46ZM45 154V157L47 158V156L48 155H46ZM157 153H155L153 156H155ZM159 154H161V153H159ZM206 154V153H205ZM247 154V153H246ZM2 155V154H1ZM14 155L15 154H13V156L12 157H14ZM25 155V154H24ZM29 155V154H28ZM27 154L25 155L26 157L28 156ZM38 155V154H37ZM41 155V154H40ZM49 155H53V154H49ZM55 155H57L56 153H55ZM61 155V154H60ZM60 155H59V157H60ZM71 154H69V156H70ZM86 155V151L84 152V156ZM166 155V154H165ZM174 155H175V153H174ZM178 155H177V157H176V155L175 156H173V157H169V159H168V161H167V165L164 167L163 165V168H162V166L161 165H159V166H157L158 168L159 167H161L163 170L164 169H166V167L168 168H170V166L172 167L175 163H177L178 161H179V159H178ZM188 155V154H187ZM199 155V154H198ZM204 154H202V156H203ZM242 155V154H241ZM11 156H9V157H11ZM21 155H19V157H20ZM32 156H33V154H32ZM36 156V155H35ZM34 156V157H35ZM43 156V158H44V155H42ZM74 156V155H73ZM156 156H158V155H156ZM161 156H162V154H161ZM160 156V157H161ZM169 155H167V157H168ZM190 155H188V157H189ZM193 156V155H192ZM250 156H252V155H250ZM11 157V158H12ZM18 157V156H17ZM16 157V158H17ZM19 157L17 158V159H19ZM34 157H32L33 159H34ZM72 156H70V159H72L71 158ZM75 157H78V156H74V158ZM167 157L166 156H164V158H166L167 159ZM195 157V156H194ZM3 158V157H2ZM50 158V157H49ZM151 158H154V157H150L149 158V160L151 159ZM159 158V157H158ZM157 158V159H158ZM238 158V157H237ZM5 159H6V157H5ZM14 159V158H13ZM12 159V160H13ZM24 159H25V157H24ZM29 159V158H28ZM40 159H41V156H40ZM81 159V158H80ZM85 159H87L86 157H85ZM162 159V158H161ZM160 159V161H163V160H161ZM191 159H193V158H191ZM244 159V158H243ZM9 160V159H8ZM22 161H23V159H21ZM35 160V159H34ZM59 160H61L60 158H59ZM58 160V161H59ZM148 160V161H149ZM155 161H156V159H154ZM196 160V159H195ZM251 160V159H250ZM3 161V160H2ZM6 161H7V159H6ZM32 161V160H31ZM36 161H38V160H36ZM41 161H42V159H41ZM74 160L72 159V162H73ZM85 161V160H84ZM147 161V162H148ZM151 161V160H150ZM192 161V160H191ZM248 161V160H247ZM5 162V161H4ZM19 162V161H18ZM39 162V161H38ZM43 162V161H42ZM44 162H46L45 160H44ZM51 162V161H50ZM65 162V161H64ZM70 162H71V160H70ZM147 162H145V163H147ZM153 162V161H152ZM151 162V163H152ZM195 162H198V161H195ZM251 162V161H250ZM254 162V161H253ZM17 163V162H16ZM48 163H49V161H48ZM61 163V162H60ZM74 163H75V161H74ZM73 163V164H74ZM94 163V162H93ZM144 163V164H145ZM157 163H158V161H157ZM157 163H156V165H157ZM164 163H166V162H164ZM179 163V162H178ZM230 163V162H229ZM262 163V162H261ZM22 165H21V167L23 168V171H24V173H26V174H22V175H20L21 173H19V175H20V177L22 176L23 177V175L24 176H26V178H28V176H31L30 175V173H29V171H28V166H26V164H27V162L26 163H21ZM39 164H41V163H39ZM62 164V163H61ZM65 164V163H64ZM63 164V165H64ZM158 164H160V162L158 163ZM182 164H186V163H182ZM188 164V163H187ZM190 164V163H189ZM192 164V163H191ZM190 164V165H191ZM235 164H237V163H235ZM242 164V163H241ZM245 164V163H244ZM7 166L8 165H10V163L9 164H6ZM6 165L4 166V169H5V167H6ZM14 165V164H13ZM33 166V162L30 164V166ZM43 165V164H42ZM48 165V164H47ZM51 165V163L49 164V166ZM56 165V164H55ZM77 165V164H76ZM156 165H154V166H156ZM226 165H227V163H226ZM248 165H250V164H248ZM3 166H1V164H0V167H3ZM11 166V165H10ZM74 166H75V164H74ZM73 166V167H74ZM152 166H153V164H152ZM153 166V167H154ZM231 166V165H230ZM51 168H52V166H50ZM55 167V166H54ZM64 168H66L65 167V165L63 166ZM70 167H72V165H70ZM146 167V166H145ZM148 167V166H147ZM152 167V168H153ZM156 167V168H157ZM182 167V166H181ZM204 167V166H203ZM218 167V166H217ZM8 169H9V166L7 167ZM6 168V169H7ZM76 168V167H75ZM155 168V169H156ZM168 168V169H169ZM184 168V167H183ZM186 168V167H185ZM218 168H220V167H218ZM11 169V168H10ZM13 170H14V167L12 168ZM49 169V168H47V166H37V165H35V166H33V172H34V174L37 176V178L34 176V178H36V179H39V180H35V181H37V182H41V179L44 177H42V173H43V171L45 170V171H47V170ZM138 169V168H137ZM137 169H136V172H137ZM141 169V168H140ZM161 169V170H162ZM172 169V168H171ZM173 169H175V167L173 168ZM214 169V168H213ZM12 170V171H13ZM16 170V169H15ZM32 170V169H31ZM65 170V169H64ZM85 170V169H84ZM144 170V169H143ZM185 170V169H184ZM183 170V171H184ZM196 169H194V171H195ZM198 170V169H197ZM2 171H3V169H2ZM11 170H9L8 172H9V175L10 176H12V177H14V176H16V175H18V174H15V172L17 171H15V172H13V173H11L12 172ZM44 171V172H45ZM57 171H59L60 172V169H58ZM62 171H63V168H62ZM148 171H150V169L148 170ZM158 172H156V173H159L160 171H159V169L157 170ZM175 171V170H174ZM176 171H178V169L176 168ZM212 171V170H211ZM216 172H217V170H215ZM229 171V170H228ZM243 172L244 171H246L247 172V168H245L244 166H243V170H242ZM64 172V171H63ZM134 172V171H133ZM170 172V171H169ZM6 173V172H5ZM18 173V172H17ZM47 173H48V171H47ZM49 173H50V171H49ZM52 173V172H51ZM57 173V172H56ZM61 173V172H60ZM135 173V172H134ZM176 173H178V172H176ZM199 173V172H198ZM198 173H196V174H198ZM218 173V172H217ZM220 173V172H219ZM222 173V172H221ZM8 174V173H7ZM45 174V173H44ZM63 174V173H62ZM133 174V173H132ZM144 174H146V173H144ZM143 174V175H144ZM154 174V173H153ZM185 174V173H184ZM202 174V173H201ZM216 174V173H215ZM226 174V173H225ZM4 175V174H3ZM8 175V177H10ZM55 175V174H54ZM58 175V174H57ZM142 175V176H143ZM165 175V174H164ZM224 175V174H223ZM228 175V174H227ZM50 176V175H49ZM49 176H47V178L49 177ZM52 176V175H51ZM183 176V175H182ZM213 176H215V175H213ZM46 177V176H45ZM56 177V176H55ZM58 177H59V175H58ZM150 178H152L151 176H149ZM148 177V178H149ZM161 177V176H160ZM181 177V176H180ZM210 177V176H209ZM229 180H233V181H238V182H245L246 184H251V183H253V182H250V181H246V179H245V177H243V176H240V175H237V174H230L229 176ZM11 178V177H10ZM16 179H17V176L15 177ZM14 178V179H15ZM19 178V177H18ZM23 178H25V177H23ZM46 178V179H47ZM131 178V177H130ZM134 178H135V176H134ZM139 178H141V177H139ZM171 178V177H170ZM169 178V179H170ZM172 178H173V176H172ZM179 178V177H178ZM185 178H187V177H184V179ZM227 178V177H226ZM8 179V181H6V182H8V183H10L11 182V179H9V178H7ZM14 179L12 180V181H14ZM49 179V178H48ZM55 179V178H54ZM59 179V178H58ZM71 179V178H70ZM133 179V178H132ZM10 180V181H9ZM21 180V182H23L22 181V179H20ZM25 180V179H24ZM27 180V179H26ZM29 180V179H28ZM53 180V179H52ZM62 180H63V177H62ZM131 180V179H130ZM140 180V179H139ZM162 180H164V179H162ZM190 180V179H189ZM203 180V179H202ZM18 181V180H17ZM51 181V180H50ZM58 180H57V177H56V181L55 182H57ZM136 181V180H135ZM147 181V180H146ZM165 181H167V180H165ZM164 181V182H165ZM197 181V180H196ZM18 182H20V181H18ZM52 183H53V181H51ZM85 182V181H84ZM128 182V181H127ZM144 182V181H143ZM143 182H141V183H143ZM176 182V181H175ZM200 182V181H199ZM213 182V181H212ZM248 182V183H247ZM14 182H11V184H13ZM32 184H34L33 183V181L31 182ZM43 183H45V180L43 179V181H42V183H41V185H40V192H41V190H43V189H45V188H48L47 186H45V184H43ZM52 183H50V184H52ZM63 183H64V180H63ZM62 183V184H63ZM138 183H139V181H138ZM141 183H139V184H141ZM181 184H182V182H180ZM179 183V184H180ZM190 183V182H189ZM203 183V182H202ZM219 184H220V181L218 182ZM15 184H17L16 183V180H15ZM23 184H24V182H23ZM28 184V183H27ZM30 184V183H29ZM125 184V183H124ZM132 184V183H131ZM133 184H134V182H133ZM139 184H137V185H139ZM163 184V183H162ZM172 184V183H171ZM178 184V185H179ZM185 183H183V185H184ZM193 184V183H192ZM209 184H211V183H209ZM244 184V183H243ZM255 184V183H254ZM8 185V184H7ZM14 185V184H13ZM24 185H26V184H24ZM23 185V186H24ZM36 185V184H35ZM38 185V184H37ZM39 185H38V187H39ZM53 185V184H52ZM116 185H118V184H116ZM128 185H130V184H128ZM127 185V186H128ZM135 185V184H134ZM137 185H135V187H138ZM167 185V184H166ZM263 186H264V184H262ZM33 186V185H32ZM59 186V185H58ZM64 186V184L62 185V187ZM122 186V185H121ZM127 186H125V187H127ZM208 186H211V185H208ZM224 186V185H223ZM10 187H12V185H10ZM13 187H16V185L15 186H13ZM21 187V186H20ZM52 187V186H51ZM57 186H55V188H56ZM134 187V186H133ZM133 187L132 188H130V189H133ZM134 187V188H135ZM144 187V186H143ZM176 187V186H175ZM185 187V186H184ZM204 187V186H203ZM233 187H235L233 184H228V182L226 183V185L224 186V188L223 189H218V192L219 193H222L223 191H225V190H228V191H230L229 192V194L226 196L227 197V201H233V195H232V193H231V190H233L234 188ZM240 187V185L238 186V188ZM8 188V187H7ZM17 188L19 189V187L17 186ZM25 188H27V187H25ZM31 189H32V187H30ZM53 188V187H52ZM59 188H60V186H59ZM63 188H65V187H63ZM117 188H120V187H117ZM178 188V187H177ZM176 188V189H177ZM202 188V187H201ZM212 188H214V187H212ZM237 188V189H238ZM12 189V188H11ZM10 189V190H11ZM17 189V190H18ZM124 189V188H123ZM127 189V188H126ZM130 189H127V190H129L131 193H132V195H133V192H134V189H133V192L130 190ZM158 189V188H157ZM157 189L155 190V191H157ZM163 189V188H162ZM162 189H161V187H160V190L162 191ZM217 189V188H216ZM4 190V189H3ZM8 190V189H7ZM15 190V189H14ZM17 190H15V193H17ZM27 190V192H28V188L26 189ZM37 190V189H36ZM39 190V189H38ZM59 190V189H58ZM115 190V189H114ZM117 190V189H116ZM141 190V189H140ZM153 190H154V188H153ZM166 190V189H165ZM185 190V189H184ZM252 190V188H250V187H248L247 188V192L248 191H251ZM6 191V190H5ZM9 191V190H8ZM13 191V190H12ZM47 191H50L49 190V188H48V190ZM53 191V190H52ZM51 191V192H52ZM62 191H64L65 192V190L63 189ZM129 191H125L127 194L129 193L130 194V192ZM144 191V190H143ZM164 191V190H163ZM168 191V190H167ZM170 191V190H169ZM189 191V190H188ZM18 192H19V190H18ZM30 192V191H29ZM33 192H34V189H33ZM32 192V193H33ZM38 192V191H37ZM36 192V193H37ZM59 192H60V190H59ZM114 191L112 190V187H109L108 189H106V190H104L103 192H101V194H99V195H102V194H111L112 195V193H113ZM125 192H123V196L126 194ZM139 192H141V191H139ZM159 192V191H158ZM171 192V191H170ZM177 192V191H176ZM197 192V191H196ZM11 193V192H10ZM14 193V192H13ZM25 193V192H24ZM23 193V194H24ZM31 193V192H30ZM29 193V194H30ZM55 193V192H54ZM53 193V194H54ZM136 193V192H135ZM142 193V192H141ZM154 193V192H153ZM156 193V192H155ZM162 193V192H161ZM182 193V192H181ZM40 194V193H39ZM38 194V195H39ZM49 192H47V194H46V198H51V197H49ZM61 194V193H60ZM115 194V193H114ZM163 194V193H162ZM177 194V193H176ZM179 194V193H178ZM177 194V195H178ZM12 195V194H11ZM15 195V194H14ZM18 195V194H17ZM19 195H22V194H19ZM55 196H56V193L54 194ZM98 195V196H99ZM115 195H117V192H116V194ZM120 195V194H119ZM118 195V196H119ZM122 195V194H121ZM119 196L120 198L118 199V198H116L115 197V199H118V200H116V201H118V203L119 202H124V197L126 196ZM141 195V194H140ZM180 195V194H179ZM182 196H183V194H181ZM185 195V194H184ZM209 195V194H208ZM222 195V194H221ZM225 195V194H224ZM24 196V195H23ZM40 196H41V194H40ZM54 196V197H55ZM63 196V195H62ZM61 196V197H62ZM134 196V195H133ZM156 196V195H155ZM186 196V195H185ZM10 197H12V196H10ZM17 197V196H16ZM36 197H37V194H36ZM44 197V196H43ZM53 197V198H54ZM122 197V198H121ZM126 197H129L128 195L126 196ZM125 197V198H126ZM144 197V196H143ZM153 197V196H152ZM187 197H189V196H187ZM195 197V196H194ZM40 198H42V197H40ZM45 198V197H44ZM44 198H42V199H44ZM52 198V199H53ZM137 198H139V197H137ZM158 198V197H157ZM175 198V197H174ZM185 198V197H184ZM191 198L192 197H190V199L189 200H191ZM14 199H15V197H14ZM14 199H13V201H14ZM17 199V198H16ZM15 199V202L17 201ZM33 199H34V196H33ZM36 199V198H35ZM95 198H92L91 200H90V203H91V201H93ZM123 199V200H122ZM129 199H130V197H129ZM132 199V198H131ZM131 199H130V201H131ZM140 200H142L141 198H139ZM151 199V198H150ZM149 199V200H150ZM155 199V198H154ZM164 199V198H163ZM185 199H188V198H185ZM11 200V199H10ZM19 200V199H18ZM22 199H20V201H21ZM38 200V199H37ZM46 200V199H45ZM48 200V199H47ZM46 200V201H47ZM54 200V199H53ZM105 200H107V199H105ZM133 200V202L134 201H137V199L134 197V199H132ZM193 200V199H192ZM23 201V200H22ZM22 201H21V203H22ZM35 201V200H34ZM40 201H42V200H40ZM49 201V200H48ZM47 201V202H48ZM139 201V200H138ZM147 201V200H146ZM156 201V200H155ZM188 201V200H187ZM64 202V201H63ZM114 203H115V201H113ZM132 202V203H133ZM149 202H151V200L149 201ZM189 202V201H188ZM197 202V201H196ZM244 202V201H243ZM248 202H250V200L248 201ZM2 203V202H1ZM14 203V202H13ZM20 203V202H19ZM42 203V202H41ZM51 203H53V202H51ZM173 203V202H172ZM195 203V202H194ZM202 203V202H201ZM205 203V202H204ZM16 204V207H17V205H18V201L15 203ZM25 204V203H24ZM32 204V203H31ZM43 204V206H44V204L46 205V202L45 203H42ZM64 204V203H63ZM99 204V203H98ZM97 204V205H98ZM101 204H102V202H101ZM149 204V203H148ZM196 204V203H195ZM207 204H209V203H207ZM207 204H205V205H203L202 207H201V211L200 212H198L197 213V215H195V216H192V217H190V216H187V217H185V216H183V215H179L178 216V218L177 219H179L180 218V216H182L183 218L185 217V219H183V220H179V221H177V222H172V223H169V229L170 230H167L168 232H176V233H179L180 234V236L181 237H184L185 239H183V240H186L185 242H182L181 240H180V238H178V239H174L173 237H166V242L163 244V246H160V247H157V251H156V247H150V248H147L146 249V251H144V252H140L139 250L137 251V252H134V251H132V249L130 248V245H132V244H127L128 246H129V250L128 251H126V256L127 257H125V256H123V258H122V253H124L125 251H123L122 253H120V254H118L115 250H113V252H111V254L109 255V260H108V264H173V262L171 261V260H169V259H167L166 258V256H169L170 257V255L171 254H173V252L175 253V251H179L182 255H184V256H187L188 254H190L191 253V251H193L194 249L196 250V249H198V251L199 250H201V249H214L215 251H217V249L220 247V245H222V244H226V241L227 240H229V239H231V238H233V236L235 235V232H236V228H237V224H238V221H239V217H240V211L237 209V208H235V207H233V206H228V207H222L221 209H215V206H216V203L212 206V205H207ZM218 204V203H217ZM2 205V204H1ZM47 207H49V203H47ZM74 205H75V203H74ZM73 205V206H74ZM92 205H93V203H92ZM95 205V204H94ZM4 206V205H3ZM22 206H23V204H22ZM51 206V205H50ZM144 206V205H143ZM147 206V205H146ZM20 207H21V205H20ZM95 207V206H94ZM149 207V206H148ZM147 207V208H148ZM154 207H156V206H154ZM173 207V206H172ZM219 207V206H218ZM9 208V207H8ZM21 208H23V207H21ZM71 208V207H70ZM152 208H153V206H152ZM3 209H5V208H3ZM18 209V208H17ZM15 210L16 212H18L19 210ZM20 209V208H19ZM32 209V208H31ZM145 209V208H144ZM151 209V208H150ZM157 209H159V210H161V208H157ZM22 209H20V211H21ZM36 210V209H35ZM38 210V209H37ZM19 211V212H20ZM23 211V210H22ZM21 211V212H22ZM50 211V210H49ZM18 212V213H19ZM165 212V211H164ZM250 212V211H249ZM7 213H8V211H7ZM6 213V214H7ZM151 213V212H150ZM166 213H167V211H166ZM165 213V214H166ZM159 214V213H158ZM164 214V215H165ZM172 214V213H171ZM177 214V213H176ZM0 215H1V213H0ZM24 215V214H23ZM22 215V216H23ZM40 214H38V215H36V217L37 216H39ZM160 215V214H159ZM162 215V214H161ZM167 215H168V213H167ZM18 216V215H17ZM173 216H174V214H173ZM251 216V215H250ZM11 217V216H10ZM20 218H19V220H23V217L21 218V214H20V216H19ZM35 217V216H34ZM170 217V216H169ZM8 218H9V215H8ZM12 218H15L16 219V217H12ZM38 218V217H37ZM171 218H172V216H171ZM1 219V218H0ZM39 219V218H38ZM164 219V218H163ZM175 219H176V217H175ZM13 220V219H12ZM11 220V221H12ZM47 220V219H46ZM18 220L16 219V222H17ZM29 221H30V218H29ZM37 221V220H36ZM167 220L165 219V222H166ZM169 221V220H168ZM4 222V221H3ZM15 222V223H16ZM23 223H20L19 225H21V224H23V225H25L24 223V220L22 221ZM40 222V221H39ZM70 222V221H69ZM17 223H19V222H17ZM31 223H32V221H31ZM140 223V222H139ZM35 224V223H34ZM33 224V225H34ZM64 224V223H63ZM14 226L15 227V231L17 232V230H19V228H21V226ZM37 226V225H36ZM40 226V225H39ZM56 226V225H55ZM0 227H1V225H0ZM38 227V226H37ZM8 228V227H7ZM13 228V227H12ZM23 228V227H22ZM9 229V228H8ZM59 229V228H58ZM53 230H54V228H53ZM53 230H51V231H53ZM21 231H22V233H23V229H21ZM239 231V230H238ZM53 232H55V230L53 231ZM133 232V231H132ZM131 232V233H132ZM153 232V231H152ZM241 232V231H240ZM19 233V232H18ZM50 233V232H49ZM130 233V234H131ZM4 234H5V232H4ZM16 234V233H15ZM20 234V233H19ZM18 234V235H19ZM53 234V233H52ZM52 234H50V236L52 235ZM245 234V233H244ZM23 235V234H22ZM5 237H6V235H4ZM21 236V235H20ZM24 236V235H23ZM49 236V235H48ZM49 236V237H50ZM124 236V235H123ZM241 236H242V234H241ZM251 236V235H250ZM11 237V236H10ZM247 237V236H246ZM264 237V236H263ZM15 238H16V235H15ZM25 238V237H24ZM38 238V237H37ZM46 238L47 237H44V236H42V238L41 239H39V242H38V247L41 245V244H45V240H46ZM236 238V237H235ZM125 239V238H124ZM182 239V238H181ZM234 239V238H233ZM12 240V239H11ZM10 240V241H11ZM25 240H27V238H25ZM24 240V241H25ZM32 240V239H31ZM127 240H130V241H132V240H134V238L132 237V236H128V238H127ZM45 241V242H44ZM148 241V240H147ZM43 242V243H42ZM137 242V241H136ZM154 242V241H153ZM6 243V242H5ZM12 243V242H11ZM10 243V245H12ZM24 243V242H23ZM26 243V242H25ZM243 243V242H242ZM29 244V243H28ZM44 244H43V246H44ZM122 245H123V243H121ZM141 244V243H140ZM195 244H197V247H196V245ZM16 245V244H15ZM18 245V244H17ZM16 245V246H17ZM119 245V244H118ZM127 245L125 244V246L127 247ZM143 245V244H142ZM141 245V246H142ZM145 245V244H144ZM143 245V246H144ZM160 245H162V243H160ZM13 246V245H12ZM15 246V247H16ZM29 246V245H28ZM42 246V245H41ZM42 246V247H43ZM117 245H115V247H116ZM145 246H147V245H145ZM7 247H10V246H7ZM32 248L31 249H28L26 252H24V254L20 257V260H19V262L18 263H16V264H27L28 263V261L31 259V261H32V259H35V258H32L33 256L34 257H36V255H34L35 254V251H36V249H34L35 247L34 246H31ZM34 247V248H33ZM42 247H40V248H42ZM114 247V248H115ZM123 247H124V245H123ZM125 247V248H126ZM132 247H134V246H132ZM139 247V246H138ZM2 248V247H1ZM12 248V247H11ZM30 248V247H29ZM113 248V247H112ZM117 248V247H116ZM128 248V247H127ZM221 248V247H220ZM238 248V247H237ZM247 248V247H246ZM13 249V248H12ZM142 249V248H141ZM7 250L8 251H10L8 248H7ZM122 251V250H121ZM12 252V251H11ZM10 252V253H11ZM18 253V252H17ZM205 253V252H204ZM19 254V253H18ZM199 254V253H198ZM9 257H10V254H9ZM0 258H1V256H0ZM172 258V257H171ZM184 258V257H183ZM173 259V258H172ZM175 259H176V257H175ZM4 260V259H3ZM5 260H6V258H5ZM200 261V260H199ZM3 262V261H2ZM10 262V261H9ZM11 262H12V260H11ZM27 262V263H26ZM33 262H35V261H33ZM107 262V261H106ZM7 263V262H6ZM198 263V262H197ZM0 264H1V259H0ZM7 264H9V263H7ZM28 264H30V263H28ZM199 264V263H198Z\"/></svg>",
    "mask_w": 264,
    "mask_h": 264
}]
</instances>
